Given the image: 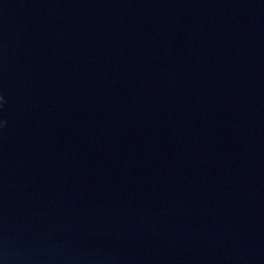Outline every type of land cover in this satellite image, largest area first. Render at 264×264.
Segmentation results:
<instances>
[{
    "label": "water",
    "instance_id": "95a60500",
    "mask_svg": "<svg viewBox=\"0 0 264 264\" xmlns=\"http://www.w3.org/2000/svg\"><path fill=\"white\" fill-rule=\"evenodd\" d=\"M2 264H264V0H0Z\"/></svg>",
    "mask_w": 264,
    "mask_h": 264
},
{
    "label": "clouds",
    "instance_id": "9594fccd",
    "mask_svg": "<svg viewBox=\"0 0 264 264\" xmlns=\"http://www.w3.org/2000/svg\"><path fill=\"white\" fill-rule=\"evenodd\" d=\"M5 100V97L2 93H0V104H2ZM4 121L3 120H0V124H3ZM0 264H2V262H0Z\"/></svg>",
    "mask_w": 264,
    "mask_h": 264
}]
</instances>
